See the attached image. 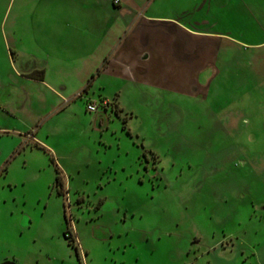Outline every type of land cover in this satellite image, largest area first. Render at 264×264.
Returning a JSON list of instances; mask_svg holds the SVG:
<instances>
[{"label": "rangeland", "instance_id": "1", "mask_svg": "<svg viewBox=\"0 0 264 264\" xmlns=\"http://www.w3.org/2000/svg\"><path fill=\"white\" fill-rule=\"evenodd\" d=\"M118 2L51 87L0 52V264H264V0Z\"/></svg>", "mask_w": 264, "mask_h": 264}, {"label": "crops", "instance_id": "2", "mask_svg": "<svg viewBox=\"0 0 264 264\" xmlns=\"http://www.w3.org/2000/svg\"><path fill=\"white\" fill-rule=\"evenodd\" d=\"M14 1L7 0L0 19V52L19 76L48 87L51 86L45 75L50 60L61 59L63 64H67L68 60H89L105 43L107 27L116 26L122 14L121 7L116 9L120 2L114 5L111 0H21L18 10L25 12V15L19 16L22 19L9 21L8 15ZM134 4L128 8H137L138 5L134 7ZM27 15L29 17L24 18ZM178 30L189 36H199L198 32L180 27ZM127 39L128 35H124L123 40ZM121 45L114 43L115 50L120 49ZM148 58V55H143L141 62ZM117 65L120 67L123 64ZM124 65L127 69L131 68L129 62ZM202 72L192 74L193 83Z\"/></svg>", "mask_w": 264, "mask_h": 264}, {"label": "built area", "instance_id": "3", "mask_svg": "<svg viewBox=\"0 0 264 264\" xmlns=\"http://www.w3.org/2000/svg\"><path fill=\"white\" fill-rule=\"evenodd\" d=\"M112 3L114 4V5H116V4H118L119 2H118V0H112ZM107 105V101L106 100H102V102H101V106H106ZM97 106H96V104L95 103H88L87 105H86V110L88 111V112H96L97 111Z\"/></svg>", "mask_w": 264, "mask_h": 264}, {"label": "trees", "instance_id": "4", "mask_svg": "<svg viewBox=\"0 0 264 264\" xmlns=\"http://www.w3.org/2000/svg\"><path fill=\"white\" fill-rule=\"evenodd\" d=\"M6 264H11V263H9V262H6Z\"/></svg>", "mask_w": 264, "mask_h": 264}, {"label": "flooded vegetation", "instance_id": "5", "mask_svg": "<svg viewBox=\"0 0 264 264\" xmlns=\"http://www.w3.org/2000/svg\"><path fill=\"white\" fill-rule=\"evenodd\" d=\"M102 117H104V115H101Z\"/></svg>", "mask_w": 264, "mask_h": 264}]
</instances>
